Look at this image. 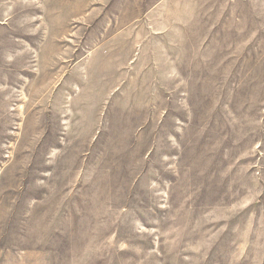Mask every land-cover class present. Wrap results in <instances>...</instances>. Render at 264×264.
<instances>
[{
  "label": "rangeland",
  "instance_id": "rangeland-1",
  "mask_svg": "<svg viewBox=\"0 0 264 264\" xmlns=\"http://www.w3.org/2000/svg\"><path fill=\"white\" fill-rule=\"evenodd\" d=\"M0 264H264V0H0Z\"/></svg>",
  "mask_w": 264,
  "mask_h": 264
}]
</instances>
